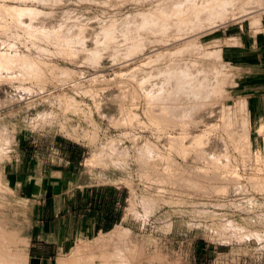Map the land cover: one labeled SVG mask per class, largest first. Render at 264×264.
<instances>
[{
  "label": "rangeland",
  "instance_id": "obj_1",
  "mask_svg": "<svg viewBox=\"0 0 264 264\" xmlns=\"http://www.w3.org/2000/svg\"><path fill=\"white\" fill-rule=\"evenodd\" d=\"M183 1L0 0V253L28 264L31 205L5 171L20 140L64 136L131 199L119 227L61 259L82 246L74 264H100L117 232L133 264H264V121L233 97L238 43L222 33L261 29H184Z\"/></svg>",
  "mask_w": 264,
  "mask_h": 264
},
{
  "label": "crops",
  "instance_id": "obj_2",
  "mask_svg": "<svg viewBox=\"0 0 264 264\" xmlns=\"http://www.w3.org/2000/svg\"><path fill=\"white\" fill-rule=\"evenodd\" d=\"M222 33L227 40L238 43L226 47L228 59L237 69L233 97L245 100L253 120L262 122L264 16L258 35L243 25L227 27ZM259 138L251 133L252 144ZM85 148L64 136L47 141L30 135L20 140L17 155L5 168L6 175L24 190L31 205L28 264H74L84 247L80 246L76 257L61 258L69 255L78 242L93 241L113 232L126 217L130 189L107 180L98 169H87ZM195 251L201 257V247Z\"/></svg>",
  "mask_w": 264,
  "mask_h": 264
},
{
  "label": "bare ground",
  "instance_id": "obj_3",
  "mask_svg": "<svg viewBox=\"0 0 264 264\" xmlns=\"http://www.w3.org/2000/svg\"><path fill=\"white\" fill-rule=\"evenodd\" d=\"M180 4H181V6L188 8V13L182 12L184 10L183 9L184 7H182L180 12L177 11L176 8L180 9V7H181ZM173 7L176 10L173 9L172 12L176 13V15L179 16V20H180V18L188 17L189 23H187V21L186 22L183 21V19L181 20V22L179 20H177L178 22L181 23V25H183V26L179 25V27L181 26V27H184V29H185V26L186 27L189 26L188 30L191 28V26H192V28L193 27L197 28V27H202L203 25H206V24L210 25L211 29H215V28H218L217 25H219V23L220 24L222 23V25H224L223 23H226V22L228 23L229 21L244 22L246 19L250 18L252 29H254L257 33L261 29L262 16L264 15V0H185V1H183V3H179L178 6L176 5V7L175 6H173ZM169 9H171V8L169 7ZM158 10H159L158 12H161V13L163 12V10L162 11L160 9H158ZM165 12L166 11H164L163 13H165ZM260 12H262V13H260ZM166 15L167 14H165V16H163L161 14L160 16H162L163 18H166ZM168 16H169V14H168ZM168 16H167V18H168ZM140 17L142 18V16H140ZM151 17L150 18L148 17L145 19V16H144V19L146 20V22H148V21L153 22L152 23L153 25H157V24L161 25L162 21L159 19H162V18H159V19L152 18L151 19ZM169 17L171 18L172 16L170 15ZM171 20H172V18H171ZM160 21H161V23H159ZM167 21H169V20H167ZM182 22L184 24H182ZM166 24H167V22H165V24L162 23L161 26L163 27V25H165V27H166ZM165 27H163V29ZM168 27H169V25H168ZM168 27H166L167 31L170 30V29H168ZM204 28H206V27L204 26ZM171 30H172V28H171ZM164 32H166V31H164ZM234 41H235L234 39L228 40V42H231V43ZM228 47H230V46H228ZM199 88H200V86H199ZM201 91H200V89H198V87H197V90H195V92H197V95H199L198 92H201ZM201 94L204 96L206 94V91H204V93H201ZM203 96H200V97H203ZM241 106H245L244 102H243V105H241ZM172 115H174V114H172ZM168 116H170V118H171L170 114ZM172 118H173V116H172ZM261 129L264 130V127H262ZM181 186L184 187L183 185H181ZM215 189H219V188L217 187ZM123 234H125V233L123 232ZM127 235L128 234L126 233L123 237H121L119 234H117V232H114L110 236V241L112 242V245H113V253L106 252L104 254L101 249L98 250L96 255H97V257H99L100 264H107V263L110 264V263H112L111 261L114 262L113 264H133V261L129 257V254H128L130 248L126 242V236ZM102 245L103 244L100 242L97 244V247L101 248ZM79 259H81V258H79ZM0 264H24V263L14 260L10 255H5L3 253H0Z\"/></svg>",
  "mask_w": 264,
  "mask_h": 264
}]
</instances>
